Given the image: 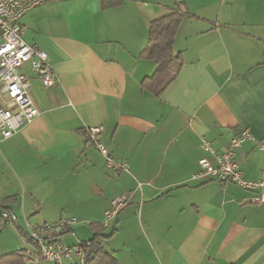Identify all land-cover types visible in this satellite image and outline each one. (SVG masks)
Returning <instances> with one entry per match:
<instances>
[{
	"label": "crops",
	"instance_id": "obj_1",
	"mask_svg": "<svg viewBox=\"0 0 264 264\" xmlns=\"http://www.w3.org/2000/svg\"><path fill=\"white\" fill-rule=\"evenodd\" d=\"M107 1L51 0L23 17L24 40L48 54L58 83L23 66L39 115L0 140V201L16 199L17 222L27 207L31 226L75 217L64 241L127 194L103 231L118 264H264V206L232 182L193 178L214 159L202 136L220 150L244 129L253 139L237 150L240 168L264 178V0ZM177 1L195 17L175 37L179 75L156 96L141 84L157 64L141 54ZM94 127L128 171L106 167Z\"/></svg>",
	"mask_w": 264,
	"mask_h": 264
},
{
	"label": "built area",
	"instance_id": "obj_2",
	"mask_svg": "<svg viewBox=\"0 0 264 264\" xmlns=\"http://www.w3.org/2000/svg\"><path fill=\"white\" fill-rule=\"evenodd\" d=\"M49 1L0 0V140L11 138L39 115L31 95V77L23 72L26 63L31 65L32 76L40 79L45 87L58 83L48 54L23 38V17ZM101 131V127H94L89 129V134L104 156L106 167L116 173L128 171V163L116 160L108 147L98 139ZM249 139H253V136L248 129H244L219 150L206 136H202L201 148L214 159L208 156L201 158L200 169L193 178L232 182L252 193V203L264 206V178L257 181L247 179L237 160L238 148ZM259 148L264 152L262 142H259ZM129 200L130 196L124 194L111 201L105 211L104 227L110 226ZM2 217L7 220L12 218L10 213H3ZM76 223L77 219L72 217L37 227L27 224L28 235L36 246L35 251L26 250L28 264H66L65 260L82 264L88 245H69L62 240V235Z\"/></svg>",
	"mask_w": 264,
	"mask_h": 264
},
{
	"label": "trees",
	"instance_id": "obj_3",
	"mask_svg": "<svg viewBox=\"0 0 264 264\" xmlns=\"http://www.w3.org/2000/svg\"><path fill=\"white\" fill-rule=\"evenodd\" d=\"M107 2L109 6L119 3L117 0H108ZM181 7L182 3L177 1V8L172 14L158 18L151 23L148 43L141 54V57L151 59L157 64L155 73L144 78L141 84L143 89L152 92L156 96H161L179 75L180 67L177 69L172 67L173 62L181 61V55L176 54L174 51L175 37L183 19L185 17H195ZM15 202V198L0 201V226L8 221L15 222L17 227L31 240L28 233H25L18 225L15 216H12L11 220L2 217L3 213H11L8 204ZM90 225L95 230L94 236L88 241L81 242V244L88 245L83 259L85 264H118L115 256L107 251L103 245V240L108 239L112 234H104L105 227L103 224ZM0 264H28L26 250H18L2 255Z\"/></svg>",
	"mask_w": 264,
	"mask_h": 264
},
{
	"label": "rangeland",
	"instance_id": "obj_4",
	"mask_svg": "<svg viewBox=\"0 0 264 264\" xmlns=\"http://www.w3.org/2000/svg\"><path fill=\"white\" fill-rule=\"evenodd\" d=\"M16 203V202H15ZM14 203V204H15ZM27 207L24 205L18 206L19 211V220L18 225L28 233V225L26 224V219L23 216V212L26 211ZM35 225L32 222V226ZM79 230L76 231V234H69L66 236L64 240L65 243H72L75 241H88L94 236V229L91 227L90 224H79ZM37 227V226H33ZM106 232H108L109 228H105ZM94 232V233H93ZM79 244V243H78ZM104 245L107 244L106 242L103 243ZM18 250H36V246L34 242H32L20 229L17 227L15 222L8 221L3 226H0V257L7 253L15 252ZM66 264H72L71 260H65ZM46 264V263H44Z\"/></svg>",
	"mask_w": 264,
	"mask_h": 264
},
{
	"label": "water",
	"instance_id": "obj_5",
	"mask_svg": "<svg viewBox=\"0 0 264 264\" xmlns=\"http://www.w3.org/2000/svg\"><path fill=\"white\" fill-rule=\"evenodd\" d=\"M82 264H85V262L83 261Z\"/></svg>",
	"mask_w": 264,
	"mask_h": 264
}]
</instances>
